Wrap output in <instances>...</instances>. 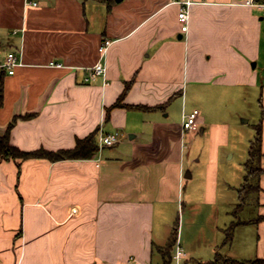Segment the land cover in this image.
<instances>
[{"label": "crops", "instance_id": "1", "mask_svg": "<svg viewBox=\"0 0 264 264\" xmlns=\"http://www.w3.org/2000/svg\"><path fill=\"white\" fill-rule=\"evenodd\" d=\"M37 1L0 0V134L14 116L31 114L11 130L18 147L70 148L95 132L99 150L90 158L27 159L21 169L16 160L0 162V264H162L158 246L185 203L210 207L209 223L190 237L178 231L173 256L180 244L186 264L224 247L238 259L264 258V172L260 188L241 200L246 160L240 174L224 175L223 148L236 154L232 132L209 122L198 103L231 90L259 94L251 139L262 121L264 153L263 10L240 0H189L183 31L178 14L188 0ZM106 39L112 43L102 52ZM10 52L21 62L12 74L3 66ZM98 62L105 73L88 79ZM130 80L124 102L162 106L110 109ZM195 108L198 127L188 130L185 115ZM116 132L117 143H102ZM198 134H208L202 167L189 157ZM234 186L236 205L223 218V191ZM249 204L254 215L243 218Z\"/></svg>", "mask_w": 264, "mask_h": 264}, {"label": "rangeland", "instance_id": "2", "mask_svg": "<svg viewBox=\"0 0 264 264\" xmlns=\"http://www.w3.org/2000/svg\"><path fill=\"white\" fill-rule=\"evenodd\" d=\"M215 95V99L212 100L209 94H205L203 95L204 98H200L201 103H198L201 105L200 107L204 109L203 111L209 115V122L226 124V126L229 127L230 132H232V140L230 141L231 146H228L233 147L236 154L234 157L229 158L232 151L227 152V148H223V164L221 165V170H223L222 172L224 175L226 173V175L232 177L233 174L238 172L240 174L241 171H243V162L247 159V145L253 136V124L258 120L260 113L258 101L259 94L231 90L229 92H220ZM208 100H212L211 103L208 102ZM206 135L208 136V134ZM206 135L202 136L198 134L197 139L193 142V146L189 148L190 161L193 162L192 159H200L198 163H193L198 167H202L207 159L209 146L206 140ZM186 141L188 144H191V140L187 139ZM222 185L225 188V182H222ZM237 187H227L223 191L226 197L225 203L221 207V216L223 218L226 216V209H233L236 205L237 201H234L235 198L233 199V196H237ZM193 208V206L185 203L183 208L180 207L175 211L173 226L179 217V235H181L183 227L185 235L190 237L192 232L201 230L205 223H209L207 216L210 207H207L208 210L205 206H197L196 209ZM252 214L254 215V206L249 204L244 211H242V217L244 218ZM231 218H233V216ZM239 234L242 235L243 232ZM243 235H247V233H244ZM237 244L238 243H236V245ZM228 248L229 247H224L223 252L226 253ZM181 264H186L185 260H183Z\"/></svg>", "mask_w": 264, "mask_h": 264}, {"label": "trees", "instance_id": "3", "mask_svg": "<svg viewBox=\"0 0 264 264\" xmlns=\"http://www.w3.org/2000/svg\"><path fill=\"white\" fill-rule=\"evenodd\" d=\"M5 75L6 69L0 68V106L4 102V84H5ZM132 81H127L123 92L118 97L117 101L111 106H125V107H136V108H153L160 107L158 106H147L140 104H127L124 102V98L129 88L131 87ZM109 112V110H108ZM31 114H24L14 116L12 121L9 123L6 131L3 134H0V162L3 160L13 159L18 161V165L21 169V162L27 159H38L45 158L51 161H57L61 159H76V158H90L93 157L96 152L99 150V144L96 139V133L93 132L82 138H77L76 144L70 148H60L57 150L46 149L40 147L34 150H24L17 145L13 144L11 141V130L19 117H27ZM109 117V113H107ZM256 133L254 137L250 140L248 148V158L244 162L245 175L244 182L240 188V197L241 200H244L251 191L258 190L260 188L259 179L261 174L264 172L262 167L261 160L264 155L262 149L263 142V124L262 121L258 122L255 125ZM242 205L239 203L237 205V210ZM241 220H236L232 222L228 228H226L225 242L231 241L233 238L234 228L238 223H241ZM179 217L175 221V225L172 229V232L168 238V241L163 246H158L159 250L163 257L162 264H173V249L178 238L179 231ZM198 264H264L263 257H255L252 259H238L230 255L224 254L221 251H217L215 256L207 261H198Z\"/></svg>", "mask_w": 264, "mask_h": 264}, {"label": "built area", "instance_id": "4", "mask_svg": "<svg viewBox=\"0 0 264 264\" xmlns=\"http://www.w3.org/2000/svg\"><path fill=\"white\" fill-rule=\"evenodd\" d=\"M27 4L32 5H38L39 2L37 0H26ZM191 3V1H186L185 4H183L179 11V18L182 23V30L187 31L189 28V10L188 5ZM241 4L248 5V6H258L260 9L264 12V0H240ZM112 40L106 39L104 43L101 46L102 52H105L109 46L111 45ZM20 60L18 59L15 52H10L6 58V60L3 63V66L8 68L9 72L12 74L15 71L16 65L20 64ZM51 65H55L58 67H62L63 63L56 62V61H50ZM90 73L88 76V79H95L97 76L102 75L105 73V66L98 62L94 64L93 66L89 67ZM200 114V110L198 108L193 109L192 111L188 112L185 115V121H184V128L188 130L196 129L198 127V116ZM120 139L119 133H108L102 136V143L104 145H114L117 143ZM187 253L183 250L180 244L176 246V250L173 256V260L175 264H181L184 258H186Z\"/></svg>", "mask_w": 264, "mask_h": 264}]
</instances>
